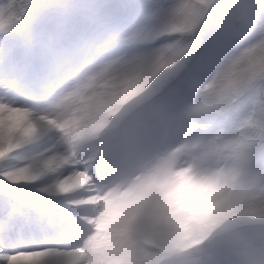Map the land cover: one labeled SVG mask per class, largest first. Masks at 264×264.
<instances>
[{
	"label": "rangeland",
	"instance_id": "rangeland-1",
	"mask_svg": "<svg viewBox=\"0 0 264 264\" xmlns=\"http://www.w3.org/2000/svg\"><path fill=\"white\" fill-rule=\"evenodd\" d=\"M176 3L178 0H169L159 24L172 14ZM246 12L239 19L245 24ZM102 28L93 10H70L53 42L55 50L38 58L31 94L0 102V161L5 149L12 153L9 164L5 167L0 162V167L15 172L13 184H20V193L55 192L57 205H70L62 217L33 225L53 234L46 244L70 251L62 258L79 256L81 264H149L148 258L159 256L162 264H170L176 255L164 258L146 242L130 253L123 252L116 231L118 227L141 231L143 217L157 206L158 196L171 184L180 183L195 196L212 197L225 190L241 162L246 165L221 158L223 142H207L217 128L211 130L204 120L201 104L208 86L233 67L244 49L264 42V23L251 34L240 33L212 72L196 75L199 84L194 95L162 108L154 121L145 119L142 125L128 126L126 136L118 140L110 130L121 122L115 108L126 84L162 52L175 50L192 65L197 49L191 52L194 36L180 31L156 33L155 39L129 45ZM161 40L164 43L158 44ZM153 44L156 46H146ZM111 143L117 148L110 147ZM238 173L243 177L239 189L258 203L264 197V183L255 182L247 166ZM64 193L69 196L62 198ZM86 217L89 219L84 220ZM222 229L188 247L190 258L207 261L216 241L264 229V221L252 215L240 221L234 217Z\"/></svg>",
	"mask_w": 264,
	"mask_h": 264
},
{
	"label": "trees",
	"instance_id": "trees-1",
	"mask_svg": "<svg viewBox=\"0 0 264 264\" xmlns=\"http://www.w3.org/2000/svg\"><path fill=\"white\" fill-rule=\"evenodd\" d=\"M61 2L71 6L67 12H80L89 10L79 6L91 4L92 0ZM176 4L172 14L160 21L158 33L180 31L194 36L191 52L196 49L198 34L211 26L212 14L219 6H226V11L237 15L238 32L245 30L251 33L264 22V9L260 7V0H178ZM242 11H247L246 24L239 20ZM190 72L189 62L175 50L160 53L147 69L124 87V93L115 108L121 122L111 125L110 130L114 138L123 139L128 126L132 124L142 125L149 117V112L160 115L162 108L191 96L198 78L191 75L185 79V73ZM219 77L209 85V92L201 105L204 120L211 125V130L217 128L215 134L209 135L207 142L215 145L223 142L219 149L221 158L241 160L246 165L243 166L240 161L234 174L229 176L225 190L212 197L195 196L180 183L171 184L158 196L157 206L143 217L141 231L118 227L116 232L121 235L119 239L123 243V252L130 253L134 246L141 245L139 240H142L156 246L164 258L170 257L219 233L221 226L229 225L234 217L239 221L248 215L254 217L255 203L251 201L249 192L242 193L239 189L243 177L238 171L247 166L250 154L264 140V42L254 48L244 49L233 67ZM2 134L0 132V137H3ZM110 147L116 149L117 144L111 143ZM206 153L208 155L210 152ZM5 185L1 180L0 187ZM13 187L20 193V184H13ZM147 262L162 264L163 259L155 256L148 258Z\"/></svg>",
	"mask_w": 264,
	"mask_h": 264
},
{
	"label": "snow or ice",
	"instance_id": "snow-or-ice-1",
	"mask_svg": "<svg viewBox=\"0 0 264 264\" xmlns=\"http://www.w3.org/2000/svg\"><path fill=\"white\" fill-rule=\"evenodd\" d=\"M69 7L61 0H0V102L8 97L18 100L34 90L38 58L46 51L55 50L53 42L62 30ZM79 7L93 10L102 30L110 36L135 45L149 37L155 39L169 0H95ZM260 7L264 9V0H260ZM237 21V15L226 11V6H219L213 12L211 26L196 38L195 61L191 72L185 73V79L213 71L237 39ZM11 155L4 150L0 162L5 167ZM247 167L255 182L264 183V140L250 154ZM0 172L4 173L0 179H6V185L0 187V257H3L0 264H17V261L19 264H81L79 256L62 258L45 243L53 238L48 229L33 227L64 215L53 200L55 192L18 193L13 187L15 172H5L4 167H0ZM254 207V219L264 221V197ZM243 236L250 245H255L264 240V229L251 230ZM26 256L31 259L24 260ZM207 261L208 264H234L233 251L227 246L210 249Z\"/></svg>",
	"mask_w": 264,
	"mask_h": 264
},
{
	"label": "clouds",
	"instance_id": "clouds-1",
	"mask_svg": "<svg viewBox=\"0 0 264 264\" xmlns=\"http://www.w3.org/2000/svg\"><path fill=\"white\" fill-rule=\"evenodd\" d=\"M207 244V242H205ZM216 248L230 247L233 251L234 264H264V240L250 245L244 236H225L216 241ZM191 250L178 253L170 264H208V261H196L190 258Z\"/></svg>",
	"mask_w": 264,
	"mask_h": 264
},
{
	"label": "bare ground",
	"instance_id": "bare-ground-1",
	"mask_svg": "<svg viewBox=\"0 0 264 264\" xmlns=\"http://www.w3.org/2000/svg\"><path fill=\"white\" fill-rule=\"evenodd\" d=\"M66 196H69L68 193H64V195L62 196V198H65ZM62 210L67 211V209L70 207V205L68 203H64V205L60 206ZM89 219V218H85L84 220ZM63 223V222H62ZM56 245H59L57 242H55ZM60 246V245H59ZM55 247V246H54ZM54 252L66 256V254L70 253V251H66V253L64 251H61L59 248H52Z\"/></svg>",
	"mask_w": 264,
	"mask_h": 264
}]
</instances>
